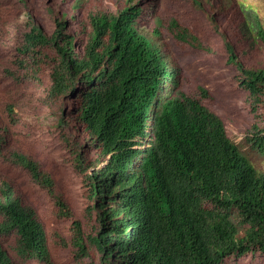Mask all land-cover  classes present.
Returning a JSON list of instances; mask_svg holds the SVG:
<instances>
[{"label": "trees", "instance_id": "16d2710c", "mask_svg": "<svg viewBox=\"0 0 264 264\" xmlns=\"http://www.w3.org/2000/svg\"><path fill=\"white\" fill-rule=\"evenodd\" d=\"M140 1L110 8L71 0L73 26L62 9L52 33L32 24L19 54L0 62L6 78L42 90V103L61 109L62 136L88 197L84 226L56 174L14 129L21 119L12 90L0 93V164L24 170L58 214L72 219L69 236L51 233L47 213L11 168H0V264H58L56 245L70 249L75 264H229L233 256L264 253V172L229 136L210 89L185 88L154 37L168 30L208 46L175 18L167 25L157 18L149 34L139 18L151 0ZM33 2L0 0V43ZM240 9L239 40L226 45L257 118L252 141L262 149L264 27L257 13ZM251 45L263 66L249 64Z\"/></svg>", "mask_w": 264, "mask_h": 264}, {"label": "rangeland", "instance_id": "374dc122", "mask_svg": "<svg viewBox=\"0 0 264 264\" xmlns=\"http://www.w3.org/2000/svg\"><path fill=\"white\" fill-rule=\"evenodd\" d=\"M86 1L83 0L84 3ZM123 1L97 0L103 7L110 8H116ZM70 2L66 0L57 5L56 0H34L29 6H22L19 17L6 26L5 41L0 43V62H7L19 54V45L23 42L24 34L31 30L32 24L40 26L48 34L52 33L62 9L69 11L65 20L73 26L76 22L71 17L72 10L68 7ZM136 2L138 0L132 3ZM143 2L140 1V4ZM240 3L257 13L264 27V0H151L143 6L139 25L151 34V28L158 24L157 18H161L165 25L175 18L182 25L188 26L208 46V49L192 46L187 41L177 40L168 30L154 37L169 58V66L176 65L180 69L181 83L185 88L201 84L210 89L213 95L212 107L223 118L229 136L254 166L264 172V148L257 147L252 141L251 128L257 118L251 110L248 91L237 79L239 71L236 64L229 60L230 53L226 45L227 40L235 44L239 40L238 28L243 19ZM230 20L231 23H228ZM231 29L237 31L232 33L229 31ZM255 47H250L249 64L260 67L263 66L262 53ZM11 90L17 103L15 110L21 119L14 129L23 136L33 154L42 160L45 167L56 174L70 208L85 226L87 187L82 175L76 170L75 154L63 139L62 132L67 126L61 125V109L58 105H44L41 100L42 90L25 84L17 85L0 72V93L8 95ZM262 113L264 116V111ZM84 150L92 157L87 147ZM0 168H11V176L20 183L27 197L37 205L39 211L47 213L51 219V223L48 222L51 233L70 235L72 219L58 214L55 202L46 190L22 169L5 164H0ZM54 257L58 264H75L72 251L61 245L55 246ZM228 261L229 264H264V253L233 256Z\"/></svg>", "mask_w": 264, "mask_h": 264}]
</instances>
